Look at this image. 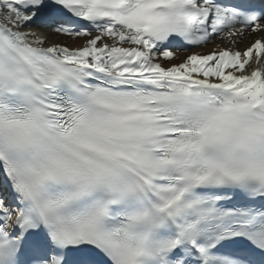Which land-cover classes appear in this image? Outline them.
Listing matches in <instances>:
<instances>
[{"label": "snow or ice", "instance_id": "obj_1", "mask_svg": "<svg viewBox=\"0 0 264 264\" xmlns=\"http://www.w3.org/2000/svg\"><path fill=\"white\" fill-rule=\"evenodd\" d=\"M0 264H264V0H0Z\"/></svg>", "mask_w": 264, "mask_h": 264}, {"label": "bare ground", "instance_id": "obj_2", "mask_svg": "<svg viewBox=\"0 0 264 264\" xmlns=\"http://www.w3.org/2000/svg\"><path fill=\"white\" fill-rule=\"evenodd\" d=\"M56 39L60 40V41H67L69 44H77L80 43L79 40L76 41H71L69 40L67 37L61 36V37H57ZM211 47V45H209V48ZM181 55H183V52L180 53Z\"/></svg>", "mask_w": 264, "mask_h": 264}]
</instances>
